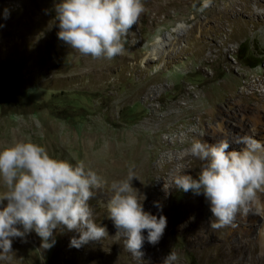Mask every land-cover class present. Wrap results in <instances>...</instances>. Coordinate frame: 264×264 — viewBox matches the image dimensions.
Listing matches in <instances>:
<instances>
[{
    "label": "rangeland",
    "instance_id": "obj_1",
    "mask_svg": "<svg viewBox=\"0 0 264 264\" xmlns=\"http://www.w3.org/2000/svg\"><path fill=\"white\" fill-rule=\"evenodd\" d=\"M55 2L58 0H0V148L18 141H31L43 146L53 158L73 165L83 161L102 176L103 172L91 167V156L103 157L110 141L118 145L134 140L135 128L141 126L153 108L164 109L174 101H188L196 93L208 99L219 84L231 81L233 75H238L237 89L246 92L253 86L252 75L264 67V15L258 13L240 15L242 22L250 19L255 24L254 34L242 32L241 21L232 29L225 25L218 39L226 34L236 39L228 40L220 54L208 56L203 51L190 57L191 47L185 35L197 34V30H191V17L201 18L204 11L197 12L192 5L199 7L200 0H154L151 3L142 0L144 11L124 45L129 54L106 59L83 56L58 39ZM214 2L212 0L211 6ZM260 2L261 7L256 10L264 12V1ZM249 5L255 7L253 2ZM175 36L179 37L177 43L172 40ZM131 47L137 55L129 51ZM178 47L184 52L175 57ZM260 90L263 88L257 87V95ZM250 101H256L255 95ZM203 112L209 115L213 109ZM199 114H189L192 122L186 124L166 123V127L172 124L175 127H171L170 132L160 131L159 141L164 142L169 135H180L186 130L201 132L204 127L195 125ZM188 138L197 140L199 136L194 134ZM190 146L178 147L176 152ZM201 165L190 171L193 178H197ZM153 183L150 179V184ZM3 190L0 181V191ZM189 194L193 195L177 190L172 195L175 207L183 206ZM107 200L106 192L96 191L88 201L94 222L106 228L107 239L90 241L77 249L70 247L69 242L79 237L78 232L54 230L55 244L44 250L33 231L23 240L14 238L12 253L8 254V259L0 260V264H163V258L170 252L178 256L175 264L214 263V259H203L207 243L201 242L202 229L181 220L177 213L167 222L160 241L151 245L145 239L144 256L142 260L135 259L122 244L111 241L117 230L108 219ZM6 203L0 202V207ZM147 209L143 208L151 215L156 214L155 205ZM210 215L207 210L202 219L208 220ZM180 223L185 225L179 226ZM142 234L147 237L146 230ZM252 237L253 234L248 236Z\"/></svg>",
    "mask_w": 264,
    "mask_h": 264
},
{
    "label": "clouds",
    "instance_id": "obj_2",
    "mask_svg": "<svg viewBox=\"0 0 264 264\" xmlns=\"http://www.w3.org/2000/svg\"><path fill=\"white\" fill-rule=\"evenodd\" d=\"M212 0H200L203 12ZM7 11V10H5ZM58 39L83 56L112 59L125 51L127 37L144 11L142 0H58L53 5ZM7 18V17H5ZM2 27V25H0ZM256 133L234 134L231 142L193 140L186 154L202 162L197 178L174 172L175 188L184 193L203 195L209 203L213 230L235 226L239 215L246 218L253 208L264 207V144ZM230 143L240 150L228 151ZM133 166L124 179L110 185L83 161L73 165L51 157L46 149L31 141H18L0 148V260L12 253L14 238L35 232L41 249L54 246V230H75L79 237L69 246L79 249L90 241L108 238L105 227L97 226L88 201L96 191L108 195L106 211L116 233L113 243L123 245L135 259L142 260L145 239L156 245L167 227L164 215L157 217L143 210ZM162 210L159 202H154ZM147 231V237L142 232ZM175 252L163 264H175Z\"/></svg>",
    "mask_w": 264,
    "mask_h": 264
},
{
    "label": "bare ground",
    "instance_id": "obj_3",
    "mask_svg": "<svg viewBox=\"0 0 264 264\" xmlns=\"http://www.w3.org/2000/svg\"><path fill=\"white\" fill-rule=\"evenodd\" d=\"M148 1L151 3L154 0ZM213 1H215L214 4L204 10L201 18L197 15L191 17L193 20L191 30H197V34L189 35L188 32L185 35L187 39L185 42L191 47L190 57L198 56L203 51H206L208 56H212L213 53L217 56L228 40L236 39L234 35L228 36V34L223 39H218L221 28L223 29L226 25L232 29L238 21H241V14L264 15V12L256 10L257 7H261V0ZM249 2H253L255 7L250 6ZM158 10L161 9L158 8ZM240 23L239 27L242 32L251 31L254 34L255 24L250 19ZM172 40L173 43H177L179 37L175 36ZM124 48L123 54L117 57L123 58L129 54L127 47L124 46ZM129 51L136 53L134 47H131ZM183 52V48L178 47L174 56L178 57ZM223 57L225 58L224 55ZM227 66L230 69L229 65ZM252 76L254 77L253 86L246 92L243 89H237L238 75H233L230 77L231 81L219 84L208 99L201 98L196 93L188 101L181 103L174 101L164 109L160 106L149 109L151 112L148 118L141 122V126L135 128L137 133L134 140H125L118 145H115V141H110L103 157L91 156L90 159L92 160L91 167L103 172L102 176L109 185L113 180L124 179L129 167L133 166L137 179L132 180V186L138 190L140 199L146 197L141 200L142 207L147 209L148 206L154 205V202H159L162 210L156 207L157 217L164 215L168 222L177 213L181 220L201 228L200 233L204 235L201 242L207 243L203 259L208 261L214 259L213 264H264V207L253 208L246 218L238 215L234 227L213 230L209 226L211 215L208 220L202 219V215L209 210V203L202 195L189 194L185 196L183 206L175 207L172 195L177 189L171 183L170 176L174 172L189 174L194 166L202 164L197 158L186 154L187 149L176 152V148L192 144L193 139L188 138L191 135L199 136L197 140L215 143L220 139H227L231 142L234 134L237 133L243 135L255 132L254 138L264 144V67L259 68ZM247 77H251L250 73ZM257 87L263 88L258 95L256 94ZM254 95L256 101L251 102L250 97ZM208 108L213 109V112L206 115L203 110ZM195 112L200 113L195 125L196 128L204 127L201 132L184 130L183 134H172L164 142L159 141L160 131L170 132L171 127H175L174 124L166 127V123L171 121L185 124L192 122L188 115ZM177 144L179 146L175 147ZM241 147V145L230 143L228 151H238ZM150 160H153L151 167ZM150 179L154 181L153 184H150ZM178 225L184 226L185 224ZM251 234H253L252 239L248 238ZM210 243L212 246H208Z\"/></svg>",
    "mask_w": 264,
    "mask_h": 264
},
{
    "label": "trees",
    "instance_id": "obj_4",
    "mask_svg": "<svg viewBox=\"0 0 264 264\" xmlns=\"http://www.w3.org/2000/svg\"><path fill=\"white\" fill-rule=\"evenodd\" d=\"M1 98H2V97L0 96V100H1Z\"/></svg>",
    "mask_w": 264,
    "mask_h": 264
}]
</instances>
